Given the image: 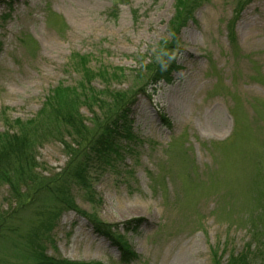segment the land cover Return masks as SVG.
<instances>
[{"label": "rangeland", "instance_id": "rangeland-1", "mask_svg": "<svg viewBox=\"0 0 264 264\" xmlns=\"http://www.w3.org/2000/svg\"><path fill=\"white\" fill-rule=\"evenodd\" d=\"M201 1L179 33V69L172 82L137 96L128 115L131 138L121 142L110 167L92 171L90 193L71 189L82 212L117 226L137 256L126 264H212L215 252L225 263L228 256L256 247L258 222L256 237L264 241V208L260 217L250 215L258 211L250 185V161L257 155L247 149L257 143L245 149V139H239L251 131L264 142V113L262 123L249 128L247 103L255 99L264 108L259 82L264 79V0H251L238 16L237 0ZM9 3L0 0V133L2 111L13 120H32L51 89L79 82L73 54L89 57L93 70L121 73L117 79H94L97 91L143 89L147 82L141 72L169 38L175 0H127L115 12L114 0ZM47 10L64 21L63 34L47 25ZM26 38L36 47L24 46ZM231 109L247 131L235 126ZM80 114L86 124L92 119L85 107ZM36 160L44 174L58 173L67 156L59 142L49 140L37 146ZM258 191H264V179ZM9 194L0 188V212L17 207L10 206ZM36 215L27 210L14 218L15 231L0 239V264H32L29 236L39 228ZM42 247L55 260L123 264L110 242L73 211L59 213ZM256 264H264V258Z\"/></svg>", "mask_w": 264, "mask_h": 264}, {"label": "trees", "instance_id": "trees-1", "mask_svg": "<svg viewBox=\"0 0 264 264\" xmlns=\"http://www.w3.org/2000/svg\"><path fill=\"white\" fill-rule=\"evenodd\" d=\"M125 1L127 0H114L112 12L117 11L118 6ZM9 2L11 4L12 0ZM250 2L251 0H237L234 8L235 16H238ZM201 4V0H175L174 15L168 27L169 38L160 42L156 57L147 65L144 72H141L142 78H146L147 82L143 89L129 93L97 91L91 84L94 79L98 77L117 79L121 73H118L117 69L104 67L93 70L89 67V57L73 54L70 61L79 73V82L73 87L59 85L51 89L36 118L25 122L19 119L13 120L2 111L1 118L5 129L0 133V188L5 186L9 189V199L14 202V205L10 206L17 207L0 212V239L5 240L7 234L15 231L14 218L27 210L36 211V216L40 220L39 228L29 236L32 264H99L55 260L44 254L42 243L52 230L59 213L63 211H73L85 219L94 234L109 241L118 251L120 263L126 264L137 259L135 253L116 232L117 226L105 224L96 215L82 212L71 196V189L75 188L87 195L90 193L92 171L110 167L112 159L119 156L121 142L131 138L128 115L137 96L150 88L153 91L160 83L172 82V74L179 69L176 63L181 53L179 33L193 19L195 10ZM46 20L47 25L55 32L64 33L66 24L59 16L47 10ZM28 43L36 47L32 38L22 40L24 46ZM259 82L264 85V79ZM247 103L252 111V116L248 118L249 128L253 129L251 124L262 123L261 113H264V108L255 99L248 100ZM82 107L92 114L88 124L80 114ZM233 109L231 111L235 126L239 127L240 131H247V127L244 123H240ZM250 133L251 131L247 137L244 133L241 134L239 139H245L243 144L245 149L248 144L257 143L256 147L250 149L252 151L247 149L249 153L257 155L255 160L250 161L254 162V170L250 172V185L254 189L252 195L255 199L252 202L254 209H258L250 215L252 219H256L264 211H261L264 208L261 202L264 201V191H258L264 179L262 173L264 170L260 168L264 161V142L259 140L262 138L257 134L254 136L251 133V136ZM49 140L57 141L62 145L67 163L58 173L44 174L45 171H41L36 160V148ZM245 155L249 169V154ZM235 198L238 204L239 199L236 196ZM258 225L259 222L255 227V238L258 241L256 247L252 249L248 246L247 253L245 250L238 255L228 256L225 263H221L220 256L215 252L212 255V264H256L258 257L264 258V241L256 237L260 231ZM138 227L137 220L132 231L134 232Z\"/></svg>", "mask_w": 264, "mask_h": 264}]
</instances>
